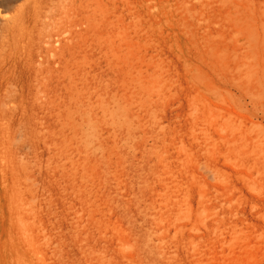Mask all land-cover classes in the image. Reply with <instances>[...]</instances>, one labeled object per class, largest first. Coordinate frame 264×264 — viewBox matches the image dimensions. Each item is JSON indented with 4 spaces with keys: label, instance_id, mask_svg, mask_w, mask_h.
I'll use <instances>...</instances> for the list:
<instances>
[{
    "label": "rangeland",
    "instance_id": "obj_1",
    "mask_svg": "<svg viewBox=\"0 0 264 264\" xmlns=\"http://www.w3.org/2000/svg\"><path fill=\"white\" fill-rule=\"evenodd\" d=\"M263 173L264 0H0V264L182 262Z\"/></svg>",
    "mask_w": 264,
    "mask_h": 264
},
{
    "label": "bare ground",
    "instance_id": "obj_2",
    "mask_svg": "<svg viewBox=\"0 0 264 264\" xmlns=\"http://www.w3.org/2000/svg\"><path fill=\"white\" fill-rule=\"evenodd\" d=\"M21 16L19 26L22 28L24 16ZM248 184L250 191L246 198H242L244 203L234 202L233 205L231 201L234 200L230 201L229 197L219 200L221 203L218 204L220 207L217 205V215L210 221L211 216L204 231L192 226L203 232L187 237L184 250L181 247L184 251L183 261L179 259L168 264H199L200 261L201 264H207L217 259L221 264H264V175L251 178ZM230 255L232 259L228 261L226 258ZM204 258L207 261L204 262ZM157 262H160V257Z\"/></svg>",
    "mask_w": 264,
    "mask_h": 264
}]
</instances>
